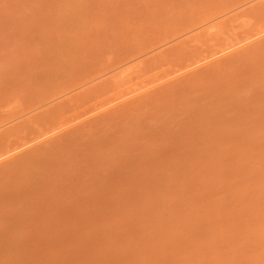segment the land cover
Listing matches in <instances>:
<instances>
[{"label": "rangeland", "instance_id": "rangeland-1", "mask_svg": "<svg viewBox=\"0 0 264 264\" xmlns=\"http://www.w3.org/2000/svg\"><path fill=\"white\" fill-rule=\"evenodd\" d=\"M0 264H264V0H0Z\"/></svg>", "mask_w": 264, "mask_h": 264}]
</instances>
